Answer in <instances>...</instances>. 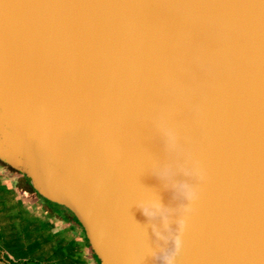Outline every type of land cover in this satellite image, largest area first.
Masks as SVG:
<instances>
[{
  "label": "water",
  "instance_id": "water-1",
  "mask_svg": "<svg viewBox=\"0 0 264 264\" xmlns=\"http://www.w3.org/2000/svg\"><path fill=\"white\" fill-rule=\"evenodd\" d=\"M0 161L100 264H264V0H0Z\"/></svg>",
  "mask_w": 264,
  "mask_h": 264
},
{
  "label": "crops",
  "instance_id": "crops-1",
  "mask_svg": "<svg viewBox=\"0 0 264 264\" xmlns=\"http://www.w3.org/2000/svg\"><path fill=\"white\" fill-rule=\"evenodd\" d=\"M0 264H100L76 216L2 161Z\"/></svg>",
  "mask_w": 264,
  "mask_h": 264
},
{
  "label": "trees",
  "instance_id": "trees-1",
  "mask_svg": "<svg viewBox=\"0 0 264 264\" xmlns=\"http://www.w3.org/2000/svg\"><path fill=\"white\" fill-rule=\"evenodd\" d=\"M4 163V162H3ZM4 164H6V163H4ZM7 165V164H6ZM9 166V165H8ZM10 167V166H9ZM11 168V167H10ZM13 169V168H12Z\"/></svg>",
  "mask_w": 264,
  "mask_h": 264
},
{
  "label": "clouds",
  "instance_id": "clouds-1",
  "mask_svg": "<svg viewBox=\"0 0 264 264\" xmlns=\"http://www.w3.org/2000/svg\"><path fill=\"white\" fill-rule=\"evenodd\" d=\"M178 243V242H177Z\"/></svg>",
  "mask_w": 264,
  "mask_h": 264
}]
</instances>
